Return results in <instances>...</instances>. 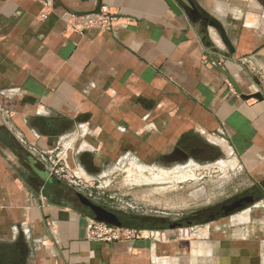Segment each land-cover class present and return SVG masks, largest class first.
<instances>
[{"label": "crops", "instance_id": "obj_1", "mask_svg": "<svg viewBox=\"0 0 264 264\" xmlns=\"http://www.w3.org/2000/svg\"><path fill=\"white\" fill-rule=\"evenodd\" d=\"M191 1L194 15L175 14L163 0H103L114 20L100 29L84 27L91 17L65 11L91 10L95 0H0V104L11 112L8 125L0 115L1 258L17 253L20 264H257L241 255L207 261L213 244L263 234L257 220L248 229V220L205 230L165 227L158 241H88L85 227L93 216L65 197L74 190L49 182L41 166L35 168L42 175L10 145L21 134L41 148L59 149L77 135L68 155L76 166L84 151L99 160L145 164L264 158V86L255 90L260 81L250 78L255 69L264 77V0ZM201 33L219 53L204 46ZM207 55L220 59L242 94L263 99H243L203 61ZM255 167L263 172L264 161ZM189 230L202 236H175ZM199 245L209 248L198 252Z\"/></svg>", "mask_w": 264, "mask_h": 264}, {"label": "rangeland", "instance_id": "obj_2", "mask_svg": "<svg viewBox=\"0 0 264 264\" xmlns=\"http://www.w3.org/2000/svg\"><path fill=\"white\" fill-rule=\"evenodd\" d=\"M242 59L244 58L240 60ZM250 71L252 82L258 80L261 84V88L256 86L255 90H261L262 86H264L262 70L255 69ZM12 139L15 141H10L12 149L16 147L19 155L31 157L16 139L13 137ZM77 139V135H69L64 140L65 146L70 148V151L68 150L69 152L66 154L67 157L72 150H76L74 145H76L75 140ZM14 144L16 145L14 146ZM83 149L85 150L87 147L83 146ZM84 154L88 156L87 159L92 161L96 169L94 172L89 171L82 159L79 158L77 167L80 169L78 171L80 181H77V184L83 193L87 194L86 197L90 194L88 198L97 205L110 208L125 216L130 215L133 218L143 219L152 224L155 218L165 217L173 221L190 216L192 213L204 208L214 207L218 212L221 205L229 204V202L239 196L251 194L255 188H260V184L261 188H264V178H262L264 170L260 172L261 175H257L259 174L256 173L258 172L257 167L250 168L248 163L245 164L237 158H194L191 160L187 158L177 160L179 162L165 159L160 162L145 164L136 158H118L117 160L101 158L99 160L94 158L91 151H84L82 155ZM31 159L33 158L31 157ZM256 163L258 164V162ZM38 166L42 167L40 163L36 162L34 167ZM64 187L66 191L72 190V187L66 184H64ZM260 192V195L255 198V205H258V207L251 208L248 213H245L246 215L242 214L246 208L236 210L229 215L218 212L215 217L210 216L207 220L205 219L201 223L192 225L182 224L181 228L188 230L195 226H202V229L205 230L206 227L212 229L219 222L233 224L234 221L239 223L242 220H248L245 225L247 229L256 220L262 221L261 223L264 224V189L260 190ZM65 195V197L70 199L76 198L72 194ZM121 202L128 203L136 207V209L127 208ZM250 207L252 206L247 208ZM139 224L142 225L140 221ZM156 227L158 230H156ZM165 227L167 226L157 224L154 228L159 235H162V238L163 236L165 238L167 234L164 231ZM238 227L240 226L236 225L237 229ZM128 229L144 231L152 230L153 228H137L134 225H130ZM166 229H169V227ZM175 236L196 239L202 235L194 230H189L178 232ZM245 239L242 242L234 240L226 243V246L218 247L212 243L213 247L208 251V256L210 257L207 258V261L217 262L221 255L226 260L232 261L233 258H238L241 255V259L246 262L247 260H254L257 264H264V233L259 234L258 237L251 239L245 237ZM199 246L197 247L198 252L200 250L204 252L206 248H209L208 246H203L202 249V246ZM236 261L238 259L234 260V262Z\"/></svg>", "mask_w": 264, "mask_h": 264}, {"label": "built area", "instance_id": "obj_3", "mask_svg": "<svg viewBox=\"0 0 264 264\" xmlns=\"http://www.w3.org/2000/svg\"><path fill=\"white\" fill-rule=\"evenodd\" d=\"M45 17V14H42ZM114 18L108 13L106 6L101 7V15L93 16L86 19L83 24L85 28L98 27L100 29H107L112 27ZM203 61L211 64L213 67H221L220 59L214 61L210 59V56H204ZM0 115L3 117L4 124H9L11 112L1 106L0 104ZM16 139L25 148L28 154L37 162L42 165V168L47 173L48 177L56 179L63 184H66L74 191L83 193L77 181L79 180L78 171L80 170L76 165H71L68 160L67 152L70 149L65 146V143L58 148H41L29 141H27L21 134H16ZM65 142V141H64ZM90 197V194L87 198ZM89 199V198H88ZM124 203L127 208L136 209V207ZM85 237L91 242H102V243H114L131 241L134 239H151L160 240L162 235H159L156 231L148 230H129L128 227H116L113 225L106 224L104 222L96 221L94 218H88L85 227Z\"/></svg>", "mask_w": 264, "mask_h": 264}, {"label": "water", "instance_id": "obj_4", "mask_svg": "<svg viewBox=\"0 0 264 264\" xmlns=\"http://www.w3.org/2000/svg\"><path fill=\"white\" fill-rule=\"evenodd\" d=\"M103 0H95V4L94 7L91 10L88 11H79V10H73V9H69L66 8V12L72 16H77V17H90V16H96V15H101V7H102V2ZM166 5L168 6V8L174 12L175 14L181 15L183 11L188 12L190 15H194L197 13V10L194 6V4L192 3L191 0H186L188 3L187 5L181 4L180 2H177V0H163ZM201 38L203 40V44L204 46H206L208 49H210L212 52L214 53H219V51L214 47V45L212 44L211 40L208 38V36L205 33H201ZM210 59L214 60V61H218L219 58L218 57H214L210 55ZM217 69V71H219L221 74H223L229 84L232 86V88L234 89V91L240 95L243 99H249V98H255L258 100H262L263 97L261 96L260 93H255L252 96H246L244 94H242L241 90L238 88V86L236 85L235 81L233 80V78L231 77V75L226 72L222 67L218 66L215 67ZM31 158V157H30ZM31 160V166L34 170H36V168L34 167L35 165V161L33 159ZM92 163V162H91ZM38 172V174L42 175V171H40L39 169L36 170ZM49 182H52L53 178L49 177ZM58 183L60 181H57ZM74 194V196L79 200L80 204L83 207H86L88 209V211L92 214L93 218L96 221L99 222H104L106 224L109 225H113L116 227H126V221L124 219V217L118 215L119 212L114 213L111 212L109 210H107L106 208L95 204L94 202H92L90 199H88L86 196H84L82 193L77 192V191H73L72 192ZM255 204V199L252 196H245L235 202H233L232 204H230V206L225 210V215H229L233 212H235L236 210H242L243 208H247L250 205H254ZM168 219V218H166ZM183 225L181 223H174L172 225L169 226V229H178L181 228ZM0 264H20V262L14 263L12 261L11 258L5 260L3 259V257H0Z\"/></svg>", "mask_w": 264, "mask_h": 264}, {"label": "flooded vegetation", "instance_id": "obj_5", "mask_svg": "<svg viewBox=\"0 0 264 264\" xmlns=\"http://www.w3.org/2000/svg\"><path fill=\"white\" fill-rule=\"evenodd\" d=\"M82 159V162L86 165L87 169L91 172H94L96 171V169L94 168L93 166V163H91L92 161H90L89 159H87V156L86 155H83V157L81 158ZM199 159H203V158H199ZM262 187V186H261ZM255 188L254 191L251 193V194H246V195H243V196H239L238 198H235L234 200H232L231 202H229V204H224V205H221L219 207V210L218 212H221L222 214L225 213V210L230 206V204H232L233 202L245 197V196H252L254 199L260 195V190L262 191V189L264 188ZM76 199V198H75ZM77 202L78 199H76ZM82 206V205H81ZM83 207V206H82ZM84 209L88 210L86 207H83ZM107 210L111 211V212H114V213H117V211L115 210H112L110 208H106ZM217 210L214 209V207H211V208H204V209H201L199 210L198 212H195V213H192L190 216H186L185 218H181V219H177V220H168L166 219L165 217H161V218H155V221H156V224L158 223V225H161V226H167L169 227L170 225L178 222V223H181V224H189V225H192L194 223H201L203 222L205 219L207 220L210 216L212 217H215L217 215ZM118 215L124 217L125 221H126V227H128L130 225V221L134 220V218L132 216H128V215H123V214H120L118 213ZM155 217V216H154ZM157 217V216H156ZM154 221V222H155ZM13 255V254H12ZM9 256H6V258L8 259ZM11 258V257H9ZM12 261L14 263H17V262H20V257L17 255V253H14V255L12 256Z\"/></svg>", "mask_w": 264, "mask_h": 264}, {"label": "trees", "instance_id": "obj_6", "mask_svg": "<svg viewBox=\"0 0 264 264\" xmlns=\"http://www.w3.org/2000/svg\"><path fill=\"white\" fill-rule=\"evenodd\" d=\"M139 221L142 223V225L141 224H139ZM152 221V220H151ZM152 223H148V222H146L145 220H143V219H138V218H134V220H132V221H130V225H134L135 227H137V228H146V229H154L155 228V226L158 224H156V222H153V224L151 225ZM129 225V226H130ZM157 228V227H156ZM158 229V228H157Z\"/></svg>", "mask_w": 264, "mask_h": 264}, {"label": "bare ground", "instance_id": "obj_7", "mask_svg": "<svg viewBox=\"0 0 264 264\" xmlns=\"http://www.w3.org/2000/svg\"><path fill=\"white\" fill-rule=\"evenodd\" d=\"M216 142H217V141H216ZM216 142H214V143H216ZM222 146H223V145H222ZM224 147H225V146H224ZM223 149H224V148H223ZM227 150H228V149H227ZM228 152H229V151H228ZM263 159H264V158H261V157L256 158V159L253 160L252 162L248 163V166H249L250 168H254V167L257 165L256 162H258V165H259V163H263V162H262ZM256 173H259V174H257V175H261L260 172H256ZM263 173H264V172H263ZM156 179H157V177H156ZM158 180H159V179H158ZM249 211H250V210H247V209H246V210H245V213H248ZM243 213H244V212H243ZM245 215H246V214H245ZM241 219H242V217H241ZM244 221H245V220H244ZM200 246H202V245H200ZM200 246H199V247H200ZM206 247H207V246H206ZM206 247H205V248H206ZM205 248H204V249H205ZM202 249H203V247H202ZM199 250H200V249H199ZM206 250H207V249H206ZM200 251H201V250H200ZM202 251H203V250H202ZM202 251H201V252H202Z\"/></svg>", "mask_w": 264, "mask_h": 264}]
</instances>
